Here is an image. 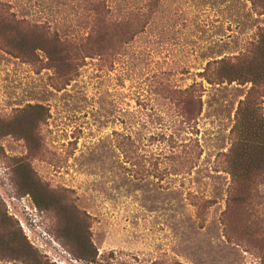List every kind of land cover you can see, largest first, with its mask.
Listing matches in <instances>:
<instances>
[{
	"label": "rangeland",
	"instance_id": "1",
	"mask_svg": "<svg viewBox=\"0 0 264 264\" xmlns=\"http://www.w3.org/2000/svg\"><path fill=\"white\" fill-rule=\"evenodd\" d=\"M0 1L61 39L92 31L90 0ZM92 1L115 24L147 22L69 80L0 48V264H264V151L248 149L264 144V69L206 79L223 59L259 76L264 14L250 0ZM187 87L202 94L194 120L178 112Z\"/></svg>",
	"mask_w": 264,
	"mask_h": 264
},
{
	"label": "trees",
	"instance_id": "2",
	"mask_svg": "<svg viewBox=\"0 0 264 264\" xmlns=\"http://www.w3.org/2000/svg\"><path fill=\"white\" fill-rule=\"evenodd\" d=\"M250 1L253 8L257 9L259 7L258 13L264 14V0ZM9 5L8 2L0 1V48H4L16 56H22L27 61L37 63L41 61L40 56H42L41 58H44V66L42 67L52 68L58 77H66L67 80L78 69L79 64L77 61L79 58L84 59L86 56L93 57L95 55H107L112 58L123 43L129 42L137 32L144 29L147 22V14H142L144 16L142 20L141 15L134 13L133 17H129L125 22H120V25L115 24L113 23L114 20H109L104 2L90 0L88 9L93 15L91 21L92 31L77 44L68 39H61L57 31L50 30V27L44 24L29 22L17 17L15 12L10 10ZM221 62L223 66L217 68L216 78L212 79L207 76L206 79L209 83H230L235 80L238 83H245L248 80L255 83L256 79L260 77L259 73L264 69V62L262 64L259 62L261 65L253 74L259 76L247 79L243 70L234 72L225 67V59ZM201 75L206 76V73L202 72ZM182 94V99L178 103L180 109L178 112L184 118L194 120L201 112L202 94L195 96L191 87L182 90ZM250 141H253V144L249 146V151H253L256 143H260V146L258 144L260 147L259 152L264 151V144L260 142L257 136L255 138V134L254 137L250 138ZM248 149L245 153L246 157L257 159L256 152L250 154ZM237 153H239V158L242 160L243 151L240 146ZM32 184L33 187H38L34 180H32ZM43 204L46 203L43 202ZM65 237H72L74 239L73 244L78 240L75 234L70 235L69 232L66 233ZM75 244L78 245V257H87L85 259L88 261L93 260L95 254L91 250L93 246L89 241H84L83 244L77 241ZM86 246L87 251H82L83 247ZM26 249L27 247L23 248V250ZM33 258L36 262L32 264H52L48 261L41 262L38 258Z\"/></svg>",
	"mask_w": 264,
	"mask_h": 264
}]
</instances>
